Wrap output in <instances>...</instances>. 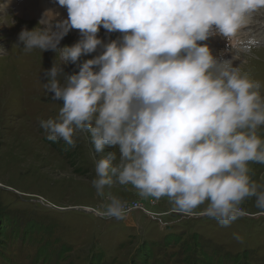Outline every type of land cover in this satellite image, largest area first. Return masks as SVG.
I'll list each match as a JSON object with an SVG mask.
<instances>
[{"label": "clouds", "instance_id": "clouds-1", "mask_svg": "<svg viewBox=\"0 0 264 264\" xmlns=\"http://www.w3.org/2000/svg\"><path fill=\"white\" fill-rule=\"evenodd\" d=\"M56 3L67 19L46 9L35 27L21 29L15 46L55 54L50 69L42 70L43 87L62 103L54 118L38 124L49 141L74 147L80 136L93 146L98 215L127 217V202L106 194L113 184L131 185L154 203L166 197L171 212L224 227L245 215L241 206L249 198L264 215V183L250 168L264 165V83L234 65L237 42L252 25H264L257 20L264 0ZM101 27L122 35L104 43ZM72 29L80 39L60 47ZM213 36L226 39L230 59L200 43ZM68 64L78 71L67 74Z\"/></svg>", "mask_w": 264, "mask_h": 264}, {"label": "rangeland", "instance_id": "rangeland-1", "mask_svg": "<svg viewBox=\"0 0 264 264\" xmlns=\"http://www.w3.org/2000/svg\"><path fill=\"white\" fill-rule=\"evenodd\" d=\"M4 4L5 0H0V264H143L142 254H151L149 264H180L167 255L182 252L185 257L182 241H191L194 234H200L196 240H202L211 255L207 264H238L243 260L264 264V215L257 214L254 198L242 204L244 216L224 227L207 217L186 218L171 212L166 197L154 203L140 197L131 185L113 184L106 194L126 201L129 213L123 220L98 215L101 198L91 185L95 177L93 146L80 136L74 137V147L62 140L49 141L38 124L40 119L54 118L62 103L53 101L43 87L42 70L50 69L55 54L39 50L25 53L22 45L15 46L21 29L31 30L38 17L18 16L14 6ZM257 20H264V16H257ZM254 25L263 27L261 36L255 44L239 48L234 65L240 64L251 79L264 83V25ZM68 34L60 47L80 39V34L72 33L78 38ZM97 35L107 43L122 34L101 27ZM101 50L82 56L80 62ZM225 51L230 53L222 59H230V49ZM64 71L72 74L78 69L68 64ZM259 131L264 138V127ZM111 150L106 148L105 152ZM100 155L96 154L97 158ZM250 168L252 178L264 183V165L254 163ZM249 218L253 220L250 230ZM32 225L36 228L30 230ZM183 231L188 236L177 240L176 233ZM190 250L187 255L193 254L196 264H204L199 250Z\"/></svg>", "mask_w": 264, "mask_h": 264}, {"label": "bare ground", "instance_id": "bare-ground-1", "mask_svg": "<svg viewBox=\"0 0 264 264\" xmlns=\"http://www.w3.org/2000/svg\"><path fill=\"white\" fill-rule=\"evenodd\" d=\"M56 0H5L4 5L14 6L16 8V13L18 16H26V17H38V20L41 18V14L46 9H52L54 12L58 13V19H67V11L66 8L59 6L57 3H55ZM28 19V18H27ZM255 26V29L253 27ZM252 31L248 33L247 36L242 37L237 43L238 47L244 48L250 40H258L261 36V31L263 27L252 25L251 26ZM71 35L73 34H80L79 30L72 29L69 31ZM73 33V34H72ZM69 35V34H68ZM67 36V35H66ZM74 37L75 36L73 35ZM263 39V37H262ZM75 41L76 38H74ZM203 43H206L212 54L222 59L224 54H228V43L225 38L221 36H213L210 37L208 40L203 41ZM230 53V52H229Z\"/></svg>", "mask_w": 264, "mask_h": 264}, {"label": "trees", "instance_id": "trees-1", "mask_svg": "<svg viewBox=\"0 0 264 264\" xmlns=\"http://www.w3.org/2000/svg\"><path fill=\"white\" fill-rule=\"evenodd\" d=\"M108 38H111L112 39V37L110 36V37H108ZM252 222H253V220L252 219H250L249 218V220L247 221V227H248V229L250 230L251 229V227H252ZM186 223H188L187 221H186ZM187 225V224H186ZM34 225H32V227H30V226H28L29 228H30V230H33V229H35L36 227H33ZM188 227L190 226V224L189 225H187ZM183 236H188V235H185V232L183 231V232H181V235H178V233H176V238H177V240H179V239H181ZM192 236V235H191ZM199 236H200V234H197V235H193V237H191V241H186V240H184L183 239V241H182V243H184L185 244V250H186V255H185V257L184 256H182V252H180L179 254H178V252H175V253H172V254H170V255H167L168 257H169V259L170 260H172V261H174L175 262V260H180V264H196V260H195V258L193 257L194 255L193 254H189V255H187V253L189 252V250H190V253H193L195 250H196V248L199 250V252H200V255H202L203 257H204V260H200L202 263H204V264H207V263H210V261L212 260V258L210 257L211 255L210 254H208V252H207V250H205L204 249V244L202 243V240L201 241H197L196 239H199ZM249 238H250V236H249ZM250 241V240H249ZM39 242V241H38ZM188 242V243H187ZM47 242H45L44 244H46ZM187 243V244H186ZM43 244V245H44ZM42 245V246H43ZM184 246V245H183ZM190 248V249H187V248ZM65 250H66V248L65 249H59V252L60 253H63V252H65ZM47 250H43V252H46ZM58 253V252H57ZM60 253H58V256L60 257L61 256V254ZM166 253H164V254H162V255H165ZM179 255H180V257H179ZM56 256H57V254H56ZM142 256H143V264H149V260H150V257H151V254H142ZM207 256H209L208 257V259H207ZM35 257L37 258L38 257V254H37V252H36V255H35ZM54 257V250L53 251H51V258H53ZM111 261H114V258L113 259H111ZM240 263V262H239ZM238 263V264H239ZM240 264H247L246 263V261L245 260H243L242 261V263H240Z\"/></svg>", "mask_w": 264, "mask_h": 264}, {"label": "water", "instance_id": "water-1", "mask_svg": "<svg viewBox=\"0 0 264 264\" xmlns=\"http://www.w3.org/2000/svg\"><path fill=\"white\" fill-rule=\"evenodd\" d=\"M81 210L85 211V212H93L94 210L90 209L88 210L87 208H80Z\"/></svg>", "mask_w": 264, "mask_h": 264}, {"label": "built area", "instance_id": "built-area-1", "mask_svg": "<svg viewBox=\"0 0 264 264\" xmlns=\"http://www.w3.org/2000/svg\"><path fill=\"white\" fill-rule=\"evenodd\" d=\"M130 210V208H128ZM129 213V212H128Z\"/></svg>", "mask_w": 264, "mask_h": 264}]
</instances>
